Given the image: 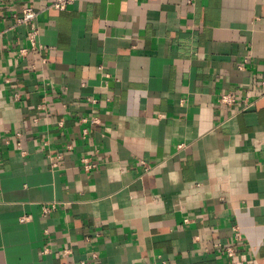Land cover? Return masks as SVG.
Instances as JSON below:
<instances>
[{
  "label": "crops",
  "instance_id": "obj_1",
  "mask_svg": "<svg viewBox=\"0 0 264 264\" xmlns=\"http://www.w3.org/2000/svg\"><path fill=\"white\" fill-rule=\"evenodd\" d=\"M53 1L0 0V264H264V0Z\"/></svg>",
  "mask_w": 264,
  "mask_h": 264
},
{
  "label": "built area",
  "instance_id": "obj_2",
  "mask_svg": "<svg viewBox=\"0 0 264 264\" xmlns=\"http://www.w3.org/2000/svg\"><path fill=\"white\" fill-rule=\"evenodd\" d=\"M76 1L79 0H54L50 5H48V9H53L57 11H64L67 7L75 3ZM37 17V12L33 10L30 7H26L23 9L22 14L20 17L15 18V25H24L29 28V31L27 33V40L30 49L34 50L36 48H40L38 46V36H39V31L35 25V20ZM234 98L231 95H223L219 99L220 104H225V105H230L233 103ZM92 123H95V121H92ZM84 164V170H90L93 168L92 165L87 163L86 161H82ZM49 212L48 208H43V213L47 214ZM234 238L236 241L240 240V233L239 231L235 228L234 229ZM224 255H226L227 259H232L235 256V249L234 246H228L224 249ZM96 258V255H92L90 261H83L81 264H94V260ZM230 264H240V263H235L231 262Z\"/></svg>",
  "mask_w": 264,
  "mask_h": 264
}]
</instances>
